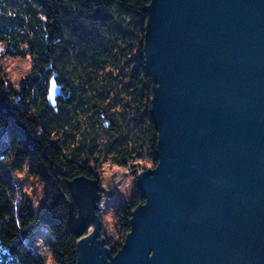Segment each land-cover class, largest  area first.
Wrapping results in <instances>:
<instances>
[{
  "label": "water",
  "instance_id": "obj_1",
  "mask_svg": "<svg viewBox=\"0 0 264 264\" xmlns=\"http://www.w3.org/2000/svg\"><path fill=\"white\" fill-rule=\"evenodd\" d=\"M144 13L155 163L135 175L144 202L115 252L102 236L111 193L68 182L75 264H264V0H150Z\"/></svg>",
  "mask_w": 264,
  "mask_h": 264
},
{
  "label": "trees",
  "instance_id": "obj_2",
  "mask_svg": "<svg viewBox=\"0 0 264 264\" xmlns=\"http://www.w3.org/2000/svg\"><path fill=\"white\" fill-rule=\"evenodd\" d=\"M149 2L0 0V264H44L24 242L37 225L58 238L53 259L75 264L68 182L98 179L104 164L138 173L140 163H155L157 133L142 50ZM20 57H29L31 68L14 88L2 63ZM52 73L63 84L56 112L46 101ZM25 162L45 186L40 214L11 204L8 169ZM143 202L134 191L114 209L118 239L129 231L130 211ZM106 241L113 252L118 249Z\"/></svg>",
  "mask_w": 264,
  "mask_h": 264
},
{
  "label": "rangeland",
  "instance_id": "obj_3",
  "mask_svg": "<svg viewBox=\"0 0 264 264\" xmlns=\"http://www.w3.org/2000/svg\"><path fill=\"white\" fill-rule=\"evenodd\" d=\"M30 58H9L2 63L4 78L7 85L17 88L23 78L30 73ZM1 145L0 150H3ZM145 169H151L154 166L152 162L140 163ZM142 171V170H141ZM9 180L14 186V194L11 198L12 207L22 203L32 207L40 214L45 207L46 191L45 186L38 178L28 172V163H21L20 166L8 169ZM136 172H130L129 168L111 166L104 164L99 171V182L104 190L111 193L109 197L103 196L101 205L102 217V236H104L112 245L120 248L122 239H118L115 230L114 209L128 201L135 188ZM58 241L54 232L45 225L35 226L29 234L24 237V242L32 247L42 258L44 264H58L52 256L51 245Z\"/></svg>",
  "mask_w": 264,
  "mask_h": 264
},
{
  "label": "flooded vegetation",
  "instance_id": "obj_4",
  "mask_svg": "<svg viewBox=\"0 0 264 264\" xmlns=\"http://www.w3.org/2000/svg\"><path fill=\"white\" fill-rule=\"evenodd\" d=\"M63 91V90H62ZM61 93H63V92H61ZM62 96V95H61ZM61 98V97H60ZM59 99H57V101H58Z\"/></svg>",
  "mask_w": 264,
  "mask_h": 264
}]
</instances>
